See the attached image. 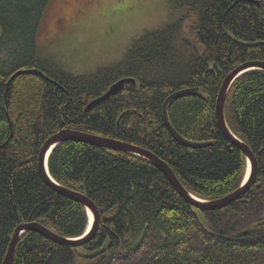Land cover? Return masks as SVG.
<instances>
[{
  "label": "trees",
  "instance_id": "16d2710c",
  "mask_svg": "<svg viewBox=\"0 0 264 264\" xmlns=\"http://www.w3.org/2000/svg\"><path fill=\"white\" fill-rule=\"evenodd\" d=\"M49 2L0 0V55L6 54L0 57V264L20 224L38 222L68 239L86 229L84 207L55 193L38 173L44 141L65 129L149 151L198 199L210 202L240 188L245 156L220 132L214 111L229 73L264 62V0H168L178 19L145 32L122 60L84 76L36 55ZM30 69L44 76L19 75L6 89L13 74ZM128 78L135 84L86 111ZM194 88L201 97L173 100L167 114L179 136L205 145L197 149L179 145L162 120L165 99ZM225 101L230 132L255 157L243 199L221 211H197L146 160L66 142L52 151L49 174L96 205L98 227L80 247L26 232L12 263L264 264V72L237 78Z\"/></svg>",
  "mask_w": 264,
  "mask_h": 264
},
{
  "label": "rangeland",
  "instance_id": "374dc122",
  "mask_svg": "<svg viewBox=\"0 0 264 264\" xmlns=\"http://www.w3.org/2000/svg\"><path fill=\"white\" fill-rule=\"evenodd\" d=\"M45 11L36 55L81 76L117 63L145 32L180 17L168 0H50Z\"/></svg>",
  "mask_w": 264,
  "mask_h": 264
},
{
  "label": "water",
  "instance_id": "95a60500",
  "mask_svg": "<svg viewBox=\"0 0 264 264\" xmlns=\"http://www.w3.org/2000/svg\"><path fill=\"white\" fill-rule=\"evenodd\" d=\"M254 4H258L259 2L255 1ZM263 71L264 72V62H247L246 64H242L237 67L234 71L229 73L225 80L223 81L220 91L218 93V96L216 98V106H215V119L216 123L218 125V128L220 132L224 135V137L227 139L228 142L231 144H234L238 149H241L243 155L246 159V165L249 167V172L247 174L246 181L240 188L234 192H232L229 195L221 197V199L218 200H212L210 202H206L200 199H197L190 193H187L186 190L182 187L179 179L175 176L172 169L168 167L166 163H164L160 158L156 157L154 154L152 155L149 151L138 148L133 145H129L123 141H118L111 138H105L103 136H95L90 133H85L81 131H72V130H65L60 131L59 133H56L54 136H51L48 138L43 147L39 151L37 164H38V173L45 185H48L55 193H58L62 196H64L67 199L72 200L73 202L82 205L87 213H90L92 216L91 224L89 225V231L82 236L81 238H63L60 235L54 234L49 229H46L39 223H26L18 225L15 228L14 234L11 238V242L8 245V248L6 250V255L2 261L1 264H13V259L16 254V247L18 245V240L21 236L26 234V232H34L38 233L40 236H42L46 240H50L53 243L57 245H64V246H74V247H80L83 244L88 243L90 240H92V236L94 232L97 229L98 225V215H97V208L96 205H94L91 200L88 199V197L81 192H75L70 189H66L56 183L51 175L48 172V159L52 153V151L55 149L56 146L66 143V142H74V143H82L85 145H90L92 147H95L97 149L102 148L106 150H113L116 152H123L125 154L134 155L136 157H139L140 159L146 160L149 164H151L153 167L158 169L163 176L171 183L173 189L178 193L184 201L192 205L197 211H205V212H211V211H221V209L227 208L232 203H235L237 201H240L243 199V196L249 191L251 188L250 186L253 184L254 180V173L256 169L255 165V157L254 154L250 151L248 146L244 144L243 142L239 141L233 133L230 132L227 123L225 122V112H224V106L226 103V97L229 92V89L231 86L237 81V78L240 76L248 73L249 71ZM27 74V75H36L38 77H43V73L39 72L36 69H30V70H19L15 74H13L9 81L6 84V89L8 90L9 84L19 75ZM126 84H135L134 80L131 78L128 79H122L114 83L107 92L102 95L101 97L97 98L96 100L91 101L86 106V111L95 108L99 103L105 102L108 99L115 97L118 92L126 85ZM7 93V91H6ZM6 96V94H5ZM183 96H199L201 97L200 91L198 89H183L182 91H177L173 93V95L169 96L165 99L162 106V115H163V125L168 129L170 135L176 140V142L184 147H189L192 149L202 148L205 147V145L202 144H194L186 139L184 140L179 134L176 132V130L173 128L172 125H170L168 120V114H167V108L173 102V100H177L180 98H183ZM10 122V127H11Z\"/></svg>",
  "mask_w": 264,
  "mask_h": 264
},
{
  "label": "bare ground",
  "instance_id": "6f19581e",
  "mask_svg": "<svg viewBox=\"0 0 264 264\" xmlns=\"http://www.w3.org/2000/svg\"><path fill=\"white\" fill-rule=\"evenodd\" d=\"M249 172V171H248ZM88 216L90 217V223L92 221V216L90 215V213L88 214Z\"/></svg>",
  "mask_w": 264,
  "mask_h": 264
}]
</instances>
